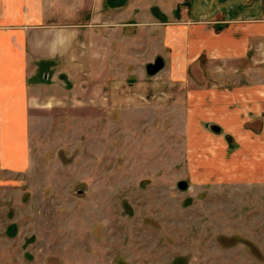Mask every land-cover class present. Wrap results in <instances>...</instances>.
I'll list each match as a JSON object with an SVG mask.
<instances>
[{"label": "crops", "instance_id": "1", "mask_svg": "<svg viewBox=\"0 0 264 264\" xmlns=\"http://www.w3.org/2000/svg\"><path fill=\"white\" fill-rule=\"evenodd\" d=\"M263 72L264 0H0V171L29 169L30 113L66 79L111 113L166 108L174 89L190 181H263Z\"/></svg>", "mask_w": 264, "mask_h": 264}, {"label": "rangeland", "instance_id": "2", "mask_svg": "<svg viewBox=\"0 0 264 264\" xmlns=\"http://www.w3.org/2000/svg\"><path fill=\"white\" fill-rule=\"evenodd\" d=\"M64 82L30 113L29 169L0 171V264H264V180L190 181L174 89L111 113Z\"/></svg>", "mask_w": 264, "mask_h": 264}, {"label": "water", "instance_id": "3", "mask_svg": "<svg viewBox=\"0 0 264 264\" xmlns=\"http://www.w3.org/2000/svg\"><path fill=\"white\" fill-rule=\"evenodd\" d=\"M161 67H162V63L160 59L157 58L153 62L147 65V71L153 74V73H156L158 70H160ZM178 185L180 188H183V189L186 187V183L184 181H179Z\"/></svg>", "mask_w": 264, "mask_h": 264}]
</instances>
